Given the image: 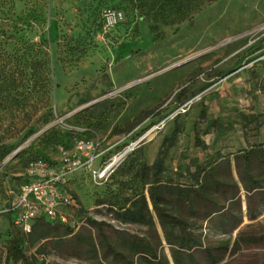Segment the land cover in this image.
<instances>
[{
    "label": "rangeland",
    "instance_id": "rangeland-1",
    "mask_svg": "<svg viewBox=\"0 0 264 264\" xmlns=\"http://www.w3.org/2000/svg\"><path fill=\"white\" fill-rule=\"evenodd\" d=\"M105 9L121 13L112 27ZM251 113L262 114L259 124L241 117ZM155 126L106 181L87 169L67 174L76 206L60 210L63 225L34 224L38 240L23 245L28 256L107 264L88 252L99 241L88 217L112 238L115 229L152 238L110 210L122 203L118 192L125 200L138 185L141 160L174 178L216 153L264 145V0H0V264L14 218L8 197L12 203L31 177V163L60 167V148L72 151L82 138L106 149L98 169ZM242 218L232 232L224 220L222 229L202 232L239 239L218 264H264V209L254 220L243 210Z\"/></svg>",
    "mask_w": 264,
    "mask_h": 264
},
{
    "label": "trees",
    "instance_id": "trees-1",
    "mask_svg": "<svg viewBox=\"0 0 264 264\" xmlns=\"http://www.w3.org/2000/svg\"><path fill=\"white\" fill-rule=\"evenodd\" d=\"M261 115L251 113L241 117L247 123L259 124ZM209 123L219 128L213 119ZM172 144L173 137L169 144L163 142L161 146L167 149ZM129 156L115 169L125 168L131 160ZM140 162V170L134 172L139 187L136 185L135 189H130L125 200L118 192L115 196L122 203L116 208L111 205L110 210L116 221L143 226L152 238L116 229L113 231L116 236L112 238L104 230L103 222L88 217L87 221L99 234L98 243L88 251L97 261L104 259L107 264H218L226 252L237 249L239 239H232L231 235L216 240L207 239L202 233L204 229L212 227L220 230L224 220L229 222L224 232L229 233L241 224L243 210L248 220H254L264 209L263 143H252L231 156L216 153L208 161L195 164L194 169L187 168L185 172L176 173L174 178L163 176L156 161L152 164L145 160ZM29 181L28 177L22 183ZM61 187L65 189L64 183ZM65 191L76 206L75 197ZM8 207H11V196L8 197ZM9 211L13 214L12 210ZM35 223L64 224L43 216L36 218L32 225ZM33 226L30 232L25 233L12 219L8 226L9 240L3 264H46L42 259L28 256L23 249L28 239L32 244L38 240L33 237ZM165 246L169 249V256L164 252Z\"/></svg>",
    "mask_w": 264,
    "mask_h": 264
},
{
    "label": "built area",
    "instance_id": "built-area-1",
    "mask_svg": "<svg viewBox=\"0 0 264 264\" xmlns=\"http://www.w3.org/2000/svg\"><path fill=\"white\" fill-rule=\"evenodd\" d=\"M103 15L108 27L114 26L121 18V13L113 9H105ZM106 149H102L97 140L82 139L74 143L72 151L60 148V167H52L44 160L38 159L28 166L29 182L19 186V193L12 201L9 210L14 213L13 222L28 233L33 221L45 217L50 221H65L60 211L62 208L73 206L74 202L61 187L68 173L80 169L90 170L98 181H106L121 162L114 163L111 157L101 168L95 169L97 158H102ZM116 155H119L116 154ZM113 162V165H108Z\"/></svg>",
    "mask_w": 264,
    "mask_h": 264
},
{
    "label": "bare ground",
    "instance_id": "bare-ground-1",
    "mask_svg": "<svg viewBox=\"0 0 264 264\" xmlns=\"http://www.w3.org/2000/svg\"><path fill=\"white\" fill-rule=\"evenodd\" d=\"M155 131H156V128L155 127H153V128H151L150 130H148L144 135H145V140H148V139H150L153 135H154V133H155ZM129 152V149H126V150H124L123 152H121L119 155H115V157L112 159V161L114 162V163H116V162H120L122 159H124L123 157L127 154Z\"/></svg>",
    "mask_w": 264,
    "mask_h": 264
},
{
    "label": "water",
    "instance_id": "water-1",
    "mask_svg": "<svg viewBox=\"0 0 264 264\" xmlns=\"http://www.w3.org/2000/svg\"><path fill=\"white\" fill-rule=\"evenodd\" d=\"M155 128L157 129V126H155ZM145 140V135L141 136L137 141H135L131 146H129V151L133 149L134 146H137L139 144H141L143 141ZM16 153V152H15ZM14 153V154H15ZM111 165H113V162H111L108 167H110Z\"/></svg>",
    "mask_w": 264,
    "mask_h": 264
}]
</instances>
